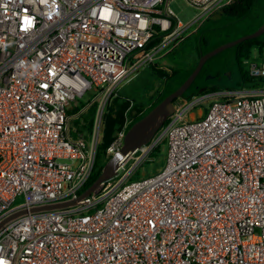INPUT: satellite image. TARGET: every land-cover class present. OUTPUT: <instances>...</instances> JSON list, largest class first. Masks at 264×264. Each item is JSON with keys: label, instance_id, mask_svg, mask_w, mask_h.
Here are the masks:
<instances>
[{"label": "built area", "instance_id": "obj_1", "mask_svg": "<svg viewBox=\"0 0 264 264\" xmlns=\"http://www.w3.org/2000/svg\"><path fill=\"white\" fill-rule=\"evenodd\" d=\"M170 1L0 0V223L23 211L0 225V264H264V58L244 60L259 85L180 98L121 155L127 116L115 175L79 198L119 86L236 0H186L187 23ZM88 91L93 131L74 136L68 110ZM164 141L163 168L134 178Z\"/></svg>", "mask_w": 264, "mask_h": 264}, {"label": "trees", "instance_id": "obj_2", "mask_svg": "<svg viewBox=\"0 0 264 264\" xmlns=\"http://www.w3.org/2000/svg\"><path fill=\"white\" fill-rule=\"evenodd\" d=\"M263 23L264 0H236L213 12L195 31L188 34L172 51H169L167 56L170 64L167 68L159 67L155 62H151L149 69H146V75L139 82H136L131 89L127 90L128 92L123 91L126 85L122 86L104 109L97 146L96 167L87 186H90L98 178L109 160L107 148L115 139L117 132L124 126L127 116L132 119L130 127L188 77L202 53L243 34L251 33ZM242 29L245 31L239 33ZM160 39V35H155L147 43L146 49H150ZM253 47L258 48L260 56L264 53V33L257 37L245 39L230 47L242 78L239 87L261 83L260 79L250 75L247 65L244 63L245 59L251 58ZM223 51L204 63L201 71L181 98H190L196 94L221 90L220 85L211 82L209 77L212 79H215L217 75L226 77L225 59L220 55ZM141 73L130 79L129 83L137 80ZM208 75L209 77L206 78ZM154 79L158 82L157 88L147 97L149 87ZM176 100L178 98L174 101ZM97 107L98 103L94 102L86 109L84 123L79 122V119L73 121L76 127L73 132L74 136H78L80 132H84L86 137L91 136ZM81 108L82 106L77 107L73 113L78 112ZM68 113L73 114L71 110H68ZM159 148V146L156 147L153 153Z\"/></svg>", "mask_w": 264, "mask_h": 264}, {"label": "rangeland", "instance_id": "obj_3", "mask_svg": "<svg viewBox=\"0 0 264 264\" xmlns=\"http://www.w3.org/2000/svg\"><path fill=\"white\" fill-rule=\"evenodd\" d=\"M170 7L180 17V19L185 23L190 21L197 13V10L195 8L191 7L187 3L186 0H171L170 1ZM243 31H245V29H242L241 31H239V33H242ZM257 53H258V49L256 47H253L252 53H251V60L261 61L264 58V53L261 55V57H259ZM220 55H222V58L225 59L226 68L228 70L226 69V77H223L222 81L219 83L221 90L218 92H214V96H217V97H221L223 95L222 91H224L226 89L232 90V89L240 88L239 86H240V83L242 81V78L240 76V72L238 70L236 60L233 57L231 48L229 47V48L225 49ZM153 62L158 64L159 67H163V68H167L170 64L167 53H163V54L157 53L155 55ZM143 66L137 72V74L142 72L141 75L137 78V80H134L131 83H129V80L123 82L119 86L117 93L120 91V88L124 85H126V86L124 87L123 91L128 92L127 90L131 89L136 84V82H139V80L142 79L146 75V73H147L146 69H149L150 66H149V64L144 66V67ZM144 70H146V71H144ZM136 75H134L133 77H135ZM217 79L216 78L212 79L209 77V80H211V82H213V83L219 82ZM157 85H158V82H156L154 79L152 81L150 87H149L147 97L149 95H151L154 92V90H156ZM94 96H95V94L93 91H88L82 97H79L76 101L72 102L71 105H72V108L74 107V109H69V110H71L72 113L75 111V109L77 107L82 106V108L78 112L73 113L75 118L71 121L70 125L72 124V126L75 127L74 122H73L75 119H79V122H81V123L85 122L84 118L86 116V109L87 108L85 110H83L84 112L83 111L81 113H79V112L82 109H84L90 102H92V100L94 99ZM180 98L178 100H180ZM178 100L175 101V104L178 103ZM208 105H209V102H204L203 104H201V106L196 108V110L194 111V115L196 117H198L199 109H201L203 111V113H205L206 109L208 108ZM189 117H190V115H189ZM159 147L160 148L156 152L152 153L150 160L144 161L140 166H138L136 173L134 174V178H143V177L149 176L151 174L158 172L161 168H163V166L166 162V155H167V143H166V141L162 142V144L159 145ZM22 200H23V197L20 196V197H18L17 202H21Z\"/></svg>", "mask_w": 264, "mask_h": 264}, {"label": "water", "instance_id": "obj_4", "mask_svg": "<svg viewBox=\"0 0 264 264\" xmlns=\"http://www.w3.org/2000/svg\"><path fill=\"white\" fill-rule=\"evenodd\" d=\"M264 33V23L257 28L255 31L251 33L244 34L240 37L232 39L230 41L224 42L211 50L202 53L198 59V62L192 72L188 75V77L172 92L166 95L163 99H161L150 111H148L143 117L139 120L135 121L127 130L124 138V145L120 150V154H127L129 152H133L137 148H140L142 145L146 144L150 141L153 135L156 133L158 128L162 125L165 119L171 115L175 110V99L180 98L184 92L190 87L193 83L199 72L201 71L204 63L216 55L217 53L245 40L248 38H253L260 36ZM206 76V78H208ZM119 160V155H112L109 160L106 162L101 174L98 178L79 196V198L87 196L93 189H95L103 180L108 179L115 175V169L117 167V163ZM75 201L58 203L52 205H46L45 207H37L35 209L40 208H52L65 206L69 203H74ZM23 211H19L5 219L4 221L22 213ZM3 221V222H4ZM0 223V225L3 224Z\"/></svg>", "mask_w": 264, "mask_h": 264}, {"label": "flooded vegetation", "instance_id": "obj_5", "mask_svg": "<svg viewBox=\"0 0 264 264\" xmlns=\"http://www.w3.org/2000/svg\"><path fill=\"white\" fill-rule=\"evenodd\" d=\"M219 82H216V84H219L221 81H222V79H223V76H219V75H217V77H215Z\"/></svg>", "mask_w": 264, "mask_h": 264}, {"label": "crops", "instance_id": "obj_6", "mask_svg": "<svg viewBox=\"0 0 264 264\" xmlns=\"http://www.w3.org/2000/svg\"><path fill=\"white\" fill-rule=\"evenodd\" d=\"M257 49H258V48H257ZM257 54H258V53H257ZM258 56H259V57H261L259 54H258ZM201 111H202V110H201V109H199V114H200V112H201ZM193 115H194V113H193Z\"/></svg>", "mask_w": 264, "mask_h": 264}]
</instances>
